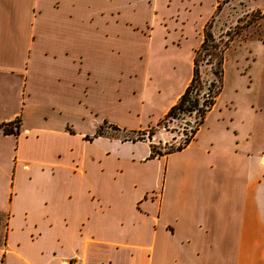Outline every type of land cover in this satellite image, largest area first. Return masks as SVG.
Returning a JSON list of instances; mask_svg holds the SVG:
<instances>
[{"label":"crops","instance_id":"crops-1","mask_svg":"<svg viewBox=\"0 0 264 264\" xmlns=\"http://www.w3.org/2000/svg\"><path fill=\"white\" fill-rule=\"evenodd\" d=\"M116 1L0 0V100L14 84L22 106L0 121L21 120L17 134L0 128V264H264V147L252 124L231 115L207 144L197 145L198 131L182 150L151 157L158 142L144 131L154 126L93 120L92 104L114 106L111 91L122 102L134 81L126 90L140 95L153 77L145 41L157 25L142 21L141 4L127 17ZM126 31L143 50L127 52ZM194 55L161 118L190 83ZM100 76L106 87L94 99ZM105 123L118 129L95 136Z\"/></svg>","mask_w":264,"mask_h":264},{"label":"rangeland","instance_id":"rangeland-1","mask_svg":"<svg viewBox=\"0 0 264 264\" xmlns=\"http://www.w3.org/2000/svg\"><path fill=\"white\" fill-rule=\"evenodd\" d=\"M146 1L137 2L136 0L134 3L131 0H120L116 1V5L121 4L129 9L125 14L128 17L129 14L132 16L137 6L141 4L140 9L147 11L142 14V21L148 16L150 21L157 25L154 40L150 44L145 41V51L149 54L148 56H151L150 71L153 77L150 78L149 83L146 82L144 91L140 95L128 93L126 90L127 87L137 86L139 88L142 81H134L135 83L131 82L124 86L125 93L124 97L122 96V102L117 101L120 98L114 91H111L116 101L114 106L110 105L106 108L100 104H92L98 110V116L93 120H100V117L106 115L109 119L124 121L129 125L142 124L144 127L151 125L154 127L144 131L147 134L144 136L156 140L157 148L168 151L178 146L186 138L183 130L186 123L190 121L187 119L191 117L187 116L183 120L169 122L167 126H156V124L163 116L165 108L181 91L192 73L194 51L201 45L205 24L215 16L213 29L218 36L231 27L233 29L239 23L240 17H246L243 20L246 24L250 18L262 13L263 17L253 19L249 26H245L240 31L239 36L225 52L223 87L214 105L217 107L208 113L206 121L201 126L197 145L207 144L214 134L220 132L219 128L223 120H229L231 115H235L238 122L253 125V144L257 147H264V0H231L217 15V5L222 0H154L153 3L158 7L157 15L154 17L148 11ZM164 17L166 21H163ZM139 19V16H136L135 20ZM161 21L168 25L169 32L162 27ZM164 32L168 33L167 39ZM120 39L124 43L127 41L126 47L129 54L144 48L143 40L132 31H126L125 36ZM165 42L169 43L168 47L165 46ZM140 60L135 59L133 62L138 64V68H147V57L141 64ZM89 64H93L91 60ZM105 81L106 79L101 76L96 84L90 81L89 87L94 86V91L91 92L94 99L97 95L102 97L101 89L103 86L106 87ZM85 83L83 81V84ZM17 88L18 86L14 84L10 85L7 91L2 93L0 121H6L16 112H21V88ZM109 95L111 96L110 93ZM130 108L133 109L131 120L127 115ZM237 108L239 109L236 111ZM87 111L88 109L83 108L84 116L89 117ZM239 118L243 120H238ZM18 126L16 123L13 124L14 128ZM107 126L113 128V124L105 123L102 125L103 133ZM82 128H86L85 122L82 123ZM174 128L178 131L172 132ZM144 132L123 131L121 133L123 136L140 139ZM165 132H168V136L170 135L166 142L160 138ZM4 140L14 147L13 139L4 138Z\"/></svg>","mask_w":264,"mask_h":264},{"label":"trees","instance_id":"trees-1","mask_svg":"<svg viewBox=\"0 0 264 264\" xmlns=\"http://www.w3.org/2000/svg\"><path fill=\"white\" fill-rule=\"evenodd\" d=\"M231 0H222L219 2L216 15L223 9V6L228 4ZM263 14H256L250 18L246 24L243 20L246 17H240L239 23L234 28L216 35L214 32L215 16L209 21L204 28V39L200 47L195 50L194 55V69L193 76L186 87L185 91L180 96L177 103H175L169 111L161 118L157 126H167L169 122L183 120L187 116L191 117L184 128L185 140L178 146L163 151L157 148L156 144H152L151 157L158 155H165L185 148L196 136L197 132L204 124L208 112L214 107L216 98L219 96L223 83V63L225 59V52L230 47L234 39L245 26H249L253 19L261 18ZM20 119L15 121L4 122L0 124V128L6 134H17L18 130L13 127L16 123L20 124ZM19 127V126H18ZM113 127L117 128V126ZM169 129V128H168ZM178 131L174 128L172 132ZM102 126L95 133V136L102 135ZM144 134V133H143ZM144 137L141 136L140 139ZM135 140V139H134Z\"/></svg>","mask_w":264,"mask_h":264}]
</instances>
